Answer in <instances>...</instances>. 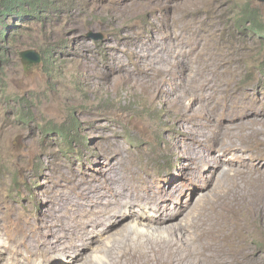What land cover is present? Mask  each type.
Returning <instances> with one entry per match:
<instances>
[{
    "label": "rangeland",
    "instance_id": "obj_1",
    "mask_svg": "<svg viewBox=\"0 0 264 264\" xmlns=\"http://www.w3.org/2000/svg\"><path fill=\"white\" fill-rule=\"evenodd\" d=\"M245 4L262 33L238 27ZM43 9L4 28L0 264L11 262L15 222L39 221L52 192H68L66 175L108 173L164 206L157 232L134 226V243L119 249L127 264H151L152 253L158 264H264V2L46 0ZM25 49L40 61L22 62ZM186 130L238 148V159L254 150L262 164L224 161L222 178L170 149ZM109 240L103 232L96 243Z\"/></svg>",
    "mask_w": 264,
    "mask_h": 264
},
{
    "label": "bare ground",
    "instance_id": "obj_2",
    "mask_svg": "<svg viewBox=\"0 0 264 264\" xmlns=\"http://www.w3.org/2000/svg\"><path fill=\"white\" fill-rule=\"evenodd\" d=\"M257 133L251 130L249 137L256 139ZM180 147L186 152L188 162L212 166L211 171L219 169L222 178L231 169V164L224 161L238 160L251 172L262 164L254 150L249 152L247 159H238L235 156L238 148L223 142L217 143L215 137L208 139L196 131L186 130L179 136L174 135L170 149L178 152ZM216 148L221 152L218 159H214L211 154ZM118 162L121 161L116 157L112 167ZM123 169V172L134 176L128 167L127 170ZM119 175L122 176L108 173L91 180L66 175L64 187L68 192L62 188L55 189L49 196L53 206L48 207L39 221L15 222L16 231L6 246L10 250V264H49L56 259L60 264H127L126 255L119 253V249L125 251L126 245L134 243L131 237L132 233L137 234L134 226L141 225L157 232L163 223L159 215L164 206L161 207L157 197L143 196L140 191L127 188L123 181L125 175L122 176L123 180ZM135 207H139L140 212H135ZM103 232L109 233L110 240L102 245L97 244ZM113 236H118V239H112ZM146 256L151 264H158L159 259L154 253Z\"/></svg>",
    "mask_w": 264,
    "mask_h": 264
},
{
    "label": "trees",
    "instance_id": "obj_3",
    "mask_svg": "<svg viewBox=\"0 0 264 264\" xmlns=\"http://www.w3.org/2000/svg\"><path fill=\"white\" fill-rule=\"evenodd\" d=\"M45 3L46 0H0V72L10 56L9 49L5 46L9 40L5 36L4 29L7 28V18L13 16H37L38 13L44 10ZM246 21H249L247 26L253 32L262 33L261 23L255 18L254 10H251L247 4L240 7L238 27L242 29L246 25ZM262 69L263 67H261Z\"/></svg>",
    "mask_w": 264,
    "mask_h": 264
},
{
    "label": "water",
    "instance_id": "obj_4",
    "mask_svg": "<svg viewBox=\"0 0 264 264\" xmlns=\"http://www.w3.org/2000/svg\"><path fill=\"white\" fill-rule=\"evenodd\" d=\"M264 2V0H258ZM88 37L92 39H100L102 37L101 33L89 32ZM18 55L22 62L24 63H38L40 61V54L34 49L20 50Z\"/></svg>",
    "mask_w": 264,
    "mask_h": 264
}]
</instances>
